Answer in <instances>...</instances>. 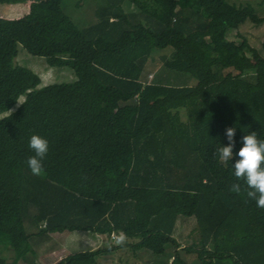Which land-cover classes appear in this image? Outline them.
<instances>
[{
    "label": "trees",
    "instance_id": "trees-1",
    "mask_svg": "<svg viewBox=\"0 0 264 264\" xmlns=\"http://www.w3.org/2000/svg\"><path fill=\"white\" fill-rule=\"evenodd\" d=\"M62 2L0 0L29 4L0 16V246L13 249L11 264L64 231L121 233L114 249L158 256L172 244L165 264H192L193 255L196 264H264V209L215 155L227 127L236 128L234 152L252 131L264 140V42L230 37L264 17L230 0H107L79 28ZM18 45L71 67L76 80L38 87L40 76L15 61ZM152 63L197 83L149 79ZM33 134L49 141L42 176L27 166ZM178 216L196 218L199 243L174 238ZM105 252L53 264H98Z\"/></svg>",
    "mask_w": 264,
    "mask_h": 264
},
{
    "label": "rangeland",
    "instance_id": "rangeland-1",
    "mask_svg": "<svg viewBox=\"0 0 264 264\" xmlns=\"http://www.w3.org/2000/svg\"><path fill=\"white\" fill-rule=\"evenodd\" d=\"M230 1L238 5L250 3L264 17V0ZM105 3H107V0H63L62 7L64 12L79 28H85L96 22L95 11ZM122 7L126 12H136V8L130 2H124ZM28 9L29 4L27 3L0 4V16L18 17L28 12ZM237 32L244 34L254 47L258 49L262 48L264 42V23L256 25L252 22H246L237 31L232 30L230 37L234 38ZM155 55H158V52ZM15 61L21 66L30 68L40 76L41 83L38 87L76 80V75L71 67L50 66L44 57L28 53L22 45H18V54ZM149 69L153 71L149 79L155 76V80L171 85L192 86L197 83L196 78L191 74L168 70L157 63H152ZM22 100L23 97H20L18 104ZM13 108L15 109V107ZM9 112L2 113V115ZM52 236L51 241L34 247L33 252L29 253L24 258V261L19 262V264H53L68 255L89 250L98 239L95 233L86 231L56 232ZM173 236L180 244L191 245L199 243L200 232L196 218L193 216H178L175 221ZM166 249L168 252L163 256L155 255L147 250L134 251L129 248L125 251L114 252L111 256L114 261L116 260V264H165L167 261L171 263L170 257L174 253L175 248L172 244H169ZM0 257L5 258L7 263L11 264L15 253L10 246H0ZM190 260L192 264L198 263L195 255L190 257Z\"/></svg>",
    "mask_w": 264,
    "mask_h": 264
},
{
    "label": "clouds",
    "instance_id": "clouds-1",
    "mask_svg": "<svg viewBox=\"0 0 264 264\" xmlns=\"http://www.w3.org/2000/svg\"><path fill=\"white\" fill-rule=\"evenodd\" d=\"M224 135L228 141L227 146L216 149L215 155L223 164L231 162L236 180L243 181L246 185L247 198L254 200L258 208L264 209V140L258 138L256 131H252L241 137L242 146L234 152L237 144L236 128L227 127ZM28 146L34 155L28 157L27 166L32 175L42 176L45 172L43 161L49 152V141L38 134H33ZM234 157L237 158L232 163ZM230 190L239 194L241 184L233 183ZM125 242L124 235L116 238L118 244Z\"/></svg>",
    "mask_w": 264,
    "mask_h": 264
},
{
    "label": "crops",
    "instance_id": "crops-1",
    "mask_svg": "<svg viewBox=\"0 0 264 264\" xmlns=\"http://www.w3.org/2000/svg\"><path fill=\"white\" fill-rule=\"evenodd\" d=\"M113 234L116 236L115 238H112ZM113 234L111 236L108 234H96L98 239L95 241V244H93V246L89 250H85V251H92V250H97L100 248L106 249V252L98 257V264H116V260L114 261L111 255L114 252H121V251L128 250V248L114 249V243L115 245H118V243H116V238L122 234L116 233V232H114ZM52 238L50 239V241L52 240ZM182 246H186V245L182 244ZM23 261L24 259L21 260L20 263Z\"/></svg>",
    "mask_w": 264,
    "mask_h": 264
},
{
    "label": "built area",
    "instance_id": "built-area-1",
    "mask_svg": "<svg viewBox=\"0 0 264 264\" xmlns=\"http://www.w3.org/2000/svg\"><path fill=\"white\" fill-rule=\"evenodd\" d=\"M115 237H116V236L113 234V235H112V238H115Z\"/></svg>",
    "mask_w": 264,
    "mask_h": 264
}]
</instances>
